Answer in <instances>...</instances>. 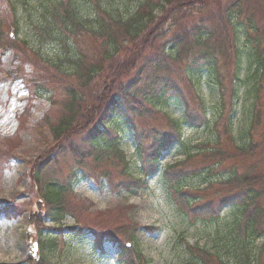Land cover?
I'll return each mask as SVG.
<instances>
[{
	"label": "rangeland",
	"instance_id": "rangeland-1",
	"mask_svg": "<svg viewBox=\"0 0 264 264\" xmlns=\"http://www.w3.org/2000/svg\"><path fill=\"white\" fill-rule=\"evenodd\" d=\"M51 1L55 0H15L16 34L10 27L11 9L6 0H0V39L3 44L11 43V49H0V205L13 209L9 218L0 215V264H31L27 231L39 224L40 228L60 231H48L56 237L57 245L42 254L51 264H116L118 252L113 247L103 245L105 252L100 256L91 237L79 236L69 229L95 223L94 226L116 225L113 223L118 224L117 220L129 231L135 225L157 229L134 230L135 241L129 234L124 236V242L141 253L145 264L200 263L187 251V244L217 253L229 264H235L243 253L247 263L264 264V65H255L258 60L264 64V39L261 31L257 33V50L250 53L255 47L245 44L243 23L237 24L239 35L234 38L233 30L225 22V7L240 0H208L209 6L189 9L184 25L177 23L176 28L168 18L163 19L158 31L150 29L151 42L145 41L159 49L158 54L146 51L134 39L130 56L117 55L114 65H132L141 56L143 61L151 60L145 65L154 66L157 61L160 70L156 75L170 82L169 90L161 106L153 110L143 108L140 117L123 109H115L110 115L106 127L118 134L125 158L105 150L98 153L96 160L88 157L81 168L68 150L54 145L47 129L46 120L53 122L66 101L62 87L45 86L40 95L29 97L31 91L22 78L14 74L10 79L5 76L6 72L18 71L53 83L50 75L54 69L43 60L70 73L78 57L86 59L89 65L94 56H100L103 39L86 32L98 28L96 5L91 0H75L72 5L88 29L65 36L40 30ZM145 1L97 0V4L127 17ZM182 1L176 0L178 6H173L180 9ZM147 2L153 6L156 20L165 13L173 16L174 7L170 4L161 9L159 0ZM192 3V7L198 4L196 0ZM237 9L242 13L240 21L251 19L264 29V0H247ZM204 29L210 38L205 33L200 35ZM176 37L178 43L174 48ZM13 47L16 51H12ZM203 52L210 53L208 57L215 65L195 69V64L205 63L206 59H197ZM39 61L43 63L37 65ZM140 65H135V72ZM145 65L143 71L148 73ZM132 80L133 75L127 83ZM77 134L61 136L64 140L59 142L69 140L71 145L82 148L85 137ZM154 134L167 135L172 142L169 139L161 153L157 174L148 178L144 188L136 190L126 175V169L137 175L141 167L140 157L134 153V140L138 135L145 136V140L140 139L142 149L151 153ZM240 149L243 151L239 152ZM169 166L177 170L176 182L187 198L197 197V203L172 199V188L161 177ZM40 167L45 169L36 186L34 170ZM48 184H60L68 190L63 197L66 217L58 224L42 222L40 218L42 208L37 205L42 188ZM250 185L256 192L251 206L261 211L256 240L246 234L239 213L252 190ZM207 201L211 203L206 205ZM206 213L210 218L203 216Z\"/></svg>",
	"mask_w": 264,
	"mask_h": 264
},
{
	"label": "trees",
	"instance_id": "trees-1",
	"mask_svg": "<svg viewBox=\"0 0 264 264\" xmlns=\"http://www.w3.org/2000/svg\"><path fill=\"white\" fill-rule=\"evenodd\" d=\"M84 1L90 2V0ZM207 1L208 0H196V3L198 4L192 7L191 4H193L192 2H194V0H184L181 2L182 7L178 9L176 6H178L179 2L176 3V0H159V8L161 9L164 8L165 4H170V7L173 5L176 6H173L174 13L172 17L169 16V13H165L164 17L156 20L153 14V6H151L150 2H147V0L140 4L136 10L130 13L127 17L114 14L112 11H108L107 8L105 9L99 6V4H97V0H91V2L97 7V10L95 9V11L99 20L97 21L98 28L97 30H87L86 32L91 35L97 34L99 40L103 39L104 46L99 48L100 56H94L92 63H89V65H87L86 59L82 60L83 57L81 59L78 57V59L73 63L74 70L70 73L62 72L56 65L43 60L46 65L54 69L52 71L53 74L50 75V79L54 81L53 83L40 78L33 79L32 77L26 76L24 72L18 74V71H12L11 73L6 72L5 76L10 79L14 74V76L22 78L25 81L26 89L31 91V95L30 92H28L29 97H32L34 94H37L36 97L40 95V90L43 91L45 86L55 88L62 87V90L66 95V101L64 102L63 108L59 111V115L53 122L46 120L47 129L53 138L52 140L54 145L57 144L60 146L59 148H63L66 151L68 150V152L74 157L77 167H80L81 163L83 164L88 157H92L96 160L98 153L105 152V150L110 154L121 155V158H125L123 150L121 149V139L118 137V134L114 130L106 127V123L110 120V115L113 114L115 109H123L124 111L128 110V112L133 114L135 117H140L142 116L141 114H143V108L153 110V107L156 108L157 106H161V103L164 101L163 99L166 98L168 93V85H170V82L156 75V72L160 70L158 65L159 63L157 64V61L154 66L145 65L147 62L150 63L151 60L147 58L146 61H143L142 58L144 57L141 56L139 57L138 63L134 62V64L128 66L114 65L117 55L121 54L122 56H130L128 55L130 46L137 41L144 45L146 51H150V53H160L158 51L159 49H154V46L145 43V41L150 39L149 35L151 32L153 30L158 31L161 24L165 22L163 19L167 18L171 21L175 28L178 24L183 26L184 24H182V22H184L189 16L188 10L196 9V7L201 8L204 4L209 6ZM245 1L247 0H240L236 2L235 5L232 3L228 7H225V15L227 16V18H225V22L233 30L234 38H238L239 35L236 29V27L239 26L237 24H244L245 28L242 33L243 40L246 45H253L255 47L253 50L250 49V53H254V51L257 50L256 46L258 45L256 34L261 31V38L264 39V29L263 27H260L257 22L251 19H247L245 22L238 19L242 13L237 8L241 4L245 5ZM6 2L11 9V16L13 19V23L10 26L12 28L11 30L17 34L18 21L15 13V0H6ZM54 2L51 1L49 6L46 7V13L43 15V23L40 26V30L47 32L56 31L65 36L68 34L73 36L76 34L75 32H77L78 29H88L84 26L83 20L78 17L77 11L72 5L75 4V0H55ZM156 4L158 5V2H156ZM233 9L236 11H233ZM1 27L2 25L0 24V37H3ZM150 29H152L151 32ZM205 32L206 31L204 29L200 32V35ZM205 34L209 37L207 33ZM134 39H137L136 42ZM154 40L155 38L153 41ZM198 40L199 38H196L197 44L199 43ZM1 41L2 39H0L1 50L5 51L7 48L11 49V43L8 42L7 44H3ZM177 41L176 37L173 43L174 48L177 46ZM148 42H151V39ZM22 45H25V43ZM128 46L129 49L126 50V47ZM12 51H16V48L13 47ZM161 55L163 56V54ZM161 55L159 57L160 63L163 60L160 59L162 58ZM198 55L199 57L197 56V59L202 58L206 60L204 61V65L195 64L194 66H197L195 69H199L203 66L215 65L214 61L208 57L210 56V53L203 52ZM43 62L39 61V64L37 63V65H40ZM135 65H140L137 72H135ZM144 65L146 66L145 68H148V73H144ZM255 65H264L263 60L256 61ZM59 74L62 78L57 76ZM132 75L133 80L127 83L128 79ZM185 109L186 107L184 105V112ZM186 116L187 115H185V117ZM175 124H177L176 121ZM73 133H78L77 135L85 137V144L82 148L71 145V142H68L69 140L59 142L64 140L61 139V136L68 137ZM151 137V145L154 147V149L151 148V153L142 149L140 139L145 140V136L141 137V135H138L134 140V153L139 155L141 167L138 170L137 175H133L126 169V175L129 177L130 183H132L133 188L136 190L144 188L147 185L148 178L157 174L161 153L168 146L169 139L170 141L172 139H168V136L164 134H154ZM208 151L210 152V150H207V152ZM242 151L243 150L241 149L239 150V152ZM57 155V153L54 155V160L57 159ZM211 155L214 156L212 153ZM192 156L194 155H189L188 157L191 158ZM207 156H210V153ZM217 157H219V153L215 154V158ZM208 159H210V157ZM49 160L50 159H48V161ZM126 166H128V163ZM44 169L45 167H40L34 170V177L36 178L34 180V184L36 186L41 181L40 174L44 171ZM176 172L177 170L174 169V167L169 166L165 167L161 173L164 184H166L167 187L169 186L172 188L170 192L172 199L180 198L181 203L186 200L187 203L190 204L197 203V197H193L189 200L186 196L187 193L183 191V188L180 187V185H178L176 179L179 178L174 175ZM180 182L183 183L182 178ZM249 184L250 182L248 181L245 186L247 187ZM250 187L253 191H248V199L245 200V203L239 210V213L242 215V221L245 222L246 234L256 240V237H259V230L257 229L256 223L260 222L261 211L258 208L253 209L251 206L252 200L256 198V192L253 185H250ZM67 192V187L61 186L60 184H48V186L42 188V193L40 195L41 201H39L37 205L39 208H42L39 210V212H41V216H39L42 218V222L46 220L58 224L64 220L67 210L65 208L63 197ZM209 203L211 202L207 201V204L206 202H203L202 204L209 205ZM206 205L205 207H207ZM196 206L198 205H195V207ZM0 207L3 209V211H0V215L5 218H9L11 215L13 216V209L3 205H0ZM203 216L210 218V214L208 213L203 214ZM117 222L118 224L113 223L116 225H112V223H102L94 226L96 224L95 223L90 226H78L79 228H71L69 231L76 232L79 236H83V234L86 233L89 234L94 239V247L101 254L104 252L103 245L106 243L116 248L119 251L117 256L118 264H145L141 253L136 251L133 246H129L124 242V236L129 234L132 241H135L134 230L137 229L138 231L152 232L154 230L157 231V229L135 225V227H132V229H130L131 231H129L127 226L122 227L123 225L121 224V220H117ZM39 226L40 224L37 225L34 230L32 229L27 231L29 248L32 250V248L36 247L37 251L36 261L32 257H28V261L31 264H51L42 253L45 251L51 252V250L56 248V237L51 236L50 232L59 233L60 231L53 229L48 230L44 227L40 228ZM187 251L191 252L192 255L199 260L200 263L198 264H229L223 261L217 253L209 252L203 248L187 244ZM239 254L241 253L239 252ZM244 257H246L245 253H243L241 257L237 258V262H235V264H250L247 263ZM141 260H143V262H141Z\"/></svg>",
	"mask_w": 264,
	"mask_h": 264
},
{
	"label": "snow or ice",
	"instance_id": "snow-or-ice-1",
	"mask_svg": "<svg viewBox=\"0 0 264 264\" xmlns=\"http://www.w3.org/2000/svg\"><path fill=\"white\" fill-rule=\"evenodd\" d=\"M0 211H3L2 207H0Z\"/></svg>",
	"mask_w": 264,
	"mask_h": 264
}]
</instances>
